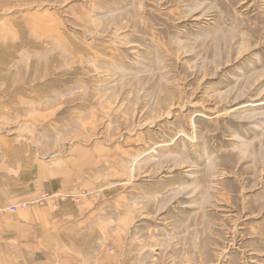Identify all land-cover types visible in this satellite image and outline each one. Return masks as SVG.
Wrapping results in <instances>:
<instances>
[{
    "label": "rangeland",
    "instance_id": "374dc122",
    "mask_svg": "<svg viewBox=\"0 0 264 264\" xmlns=\"http://www.w3.org/2000/svg\"><path fill=\"white\" fill-rule=\"evenodd\" d=\"M0 216L264 264V0H0Z\"/></svg>",
    "mask_w": 264,
    "mask_h": 264
},
{
    "label": "crops",
    "instance_id": "0c3cea01",
    "mask_svg": "<svg viewBox=\"0 0 264 264\" xmlns=\"http://www.w3.org/2000/svg\"><path fill=\"white\" fill-rule=\"evenodd\" d=\"M87 216L85 212L78 219L82 225ZM31 228L30 221L0 216V264H110L113 259L98 232L92 236L93 246L85 239L83 245H75L74 237L32 234Z\"/></svg>",
    "mask_w": 264,
    "mask_h": 264
}]
</instances>
